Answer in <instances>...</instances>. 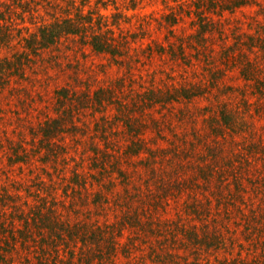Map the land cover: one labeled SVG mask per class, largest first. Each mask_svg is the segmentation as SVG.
Here are the masks:
<instances>
[{"label": "rangeland", "instance_id": "rangeland-1", "mask_svg": "<svg viewBox=\"0 0 264 264\" xmlns=\"http://www.w3.org/2000/svg\"><path fill=\"white\" fill-rule=\"evenodd\" d=\"M0 11V264H264V0Z\"/></svg>", "mask_w": 264, "mask_h": 264}, {"label": "trees", "instance_id": "trees-1", "mask_svg": "<svg viewBox=\"0 0 264 264\" xmlns=\"http://www.w3.org/2000/svg\"><path fill=\"white\" fill-rule=\"evenodd\" d=\"M2 11H0V16L2 18ZM78 21H75L72 17L65 20L55 19L52 22L40 23V25L32 32H30L26 37L25 35H20L19 38L25 39L22 45V52L29 48V50L36 51L38 49L43 48L46 44L53 42L57 43L61 37L64 35L76 33L78 25L80 24L79 19H81V15L77 18ZM84 23V22H82ZM86 34V33H85ZM18 34L13 33V28L10 22L0 19V41L1 40H12L13 37H16ZM98 35H94L95 42L93 40V44L99 50H103V45L96 40ZM12 64V63H11ZM8 62V65H11ZM2 68L0 64V69Z\"/></svg>", "mask_w": 264, "mask_h": 264}]
</instances>
